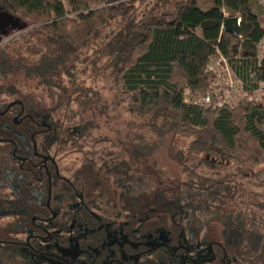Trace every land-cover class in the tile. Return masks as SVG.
Returning a JSON list of instances; mask_svg holds the SVG:
<instances>
[{
	"label": "trees",
	"instance_id": "16d2710c",
	"mask_svg": "<svg viewBox=\"0 0 264 264\" xmlns=\"http://www.w3.org/2000/svg\"><path fill=\"white\" fill-rule=\"evenodd\" d=\"M142 1L0 0V11L28 20L34 29L27 34L44 36L48 45L47 53L29 65L9 58L5 50L9 45L4 44L0 48V84L10 76L23 75L51 92L61 89L63 78L75 81L76 64H82L81 58L90 52L95 39L119 21L101 48L95 47L91 64L98 69L104 61L98 70L105 71L113 82L121 102L127 104V112L148 119L151 128L161 134L172 131L192 138L187 154H183L186 164L205 163L200 157L206 156L216 166L220 161H232L252 169L262 167L255 178L264 187V99L242 102L234 110H207L185 101L187 89L193 94L209 90L216 77L208 67L219 54L228 58L231 69L249 92L264 83V56L261 61L257 57V47L264 41V25L253 12L252 0H209L206 4L211 9L206 12L200 9L198 0H179L172 9H164L168 0H158L144 15L137 7ZM226 13L241 16L239 36L224 31ZM9 89L16 96L20 94L14 87ZM92 95L98 98L94 91L84 90L76 102L86 105ZM34 110L55 123L61 137L67 138V130L64 132L53 118V110L48 114ZM91 148L63 156L64 162L73 164L65 163L62 169L68 182L61 197L72 208L77 206V218H67V222L73 223L82 248L100 256L98 264L108 263L110 231L117 239L112 254L124 250L130 263L169 231L174 232L176 245L191 243L186 236L190 226L180 197L167 201L160 194L148 200L144 192L133 196V173L145 180L143 147L135 145L125 154L124 143L97 138ZM126 156L132 164L123 158ZM111 193L118 198L113 200L108 196ZM213 198L216 200L217 195ZM151 222L153 226L148 225ZM223 225L230 236L240 232L244 240L238 249L231 242L221 241L227 253L226 264H240L238 255L251 263L264 264V213L230 216ZM214 249L218 255L215 264H222L224 251ZM153 254L163 256L156 258ZM180 254L184 253L172 259L158 249L144 260L148 264H183Z\"/></svg>",
	"mask_w": 264,
	"mask_h": 264
},
{
	"label": "rangeland",
	"instance_id": "374dc122",
	"mask_svg": "<svg viewBox=\"0 0 264 264\" xmlns=\"http://www.w3.org/2000/svg\"><path fill=\"white\" fill-rule=\"evenodd\" d=\"M178 1L168 0V5L164 9L174 8ZM157 2L158 0L138 2V12L142 15L148 13L156 6ZM198 2L200 9L204 12L211 9V6L206 4L209 0H198ZM252 7L261 25H264V0H252ZM226 17H238L241 20L240 15L226 13ZM118 22L111 23L112 25L92 43L90 52L88 51L81 58L82 64H76L77 72L73 84L65 77L60 81L61 89H57V91L55 89L52 93L40 85L39 81L28 80L25 76L19 75L1 80L3 82L0 84V89L3 94H9L11 93L9 88L14 87L20 92L17 98H24L25 103L45 114L53 110V113L51 112L53 118L61 123L64 132L67 130L65 133L67 138H63L64 141L68 140L67 143L58 144L60 147L64 144L61 156L83 147L84 150H90L92 143L97 138L124 143L125 154L129 149L131 151L135 145L143 147L144 156L141 159L142 168L145 169V180H141L138 174L133 173L135 178L133 196L144 192V196L148 197V200L160 194L167 201H173L180 197L187 213L185 219L198 225L200 228L198 235H201L202 239L207 242H231L238 249L237 245L244 244L241 233L237 232L236 236L232 237L229 231L224 230L223 224L230 216L235 218L239 214L263 215L264 208L261 205H264V187L259 186L255 178V173L262 167L252 169L232 161H220V164L216 166L206 156L200 157L201 160L206 161L205 163L191 165L187 162L186 164L183 154H187L193 141L192 138L172 131L161 134L151 128V122L148 119L138 118L127 112V104L121 102L113 82L106 77L105 71L98 70L104 66V61L98 64V69H95L91 64L95 58L94 49L101 48L105 42L104 38L117 28ZM33 29V25L28 20L4 10L0 11V48L9 45L5 48L9 58L29 65L36 64L40 56L47 53L48 45L44 36L27 34ZM197 33L200 35L201 30L198 29ZM21 35H25V37L23 38ZM263 55L264 41L257 47L258 59L261 60ZM221 57L227 61L230 67L228 58L221 54L212 60L217 62ZM83 70L84 72H82ZM216 71L226 77L223 63L216 67ZM232 72V77L240 81L233 70ZM89 89L94 91L98 98L92 95L90 97L92 99L87 101L86 105L76 102L79 95ZM70 100L72 103L66 111ZM129 157L123 158H127L126 160L132 164ZM66 164L73 163L67 162ZM213 194L217 195L216 200L213 198ZM221 195L222 197H220ZM108 196H111L113 200L118 198L114 193ZM148 225L153 226V222ZM261 229L264 230V226H261ZM186 236L187 238L194 236L193 231L187 233ZM5 249L7 248L0 246V252ZM234 252L238 255V251L234 250ZM238 256L240 264H256V262L247 261L243 256ZM36 258H38L37 262L33 264H58L56 261L43 257ZM0 264L31 263H29V259L25 261L21 258L15 259L1 254Z\"/></svg>",
	"mask_w": 264,
	"mask_h": 264
},
{
	"label": "flooded vegetation",
	"instance_id": "af4514ba",
	"mask_svg": "<svg viewBox=\"0 0 264 264\" xmlns=\"http://www.w3.org/2000/svg\"><path fill=\"white\" fill-rule=\"evenodd\" d=\"M34 109L24 98L0 90V246L7 248L0 255L29 259L31 264L37 262L36 257L58 264H98L100 256L82 248L73 223L67 222V218H77V206L72 208L61 197L64 183L68 182L62 173L65 162L61 152L68 140H63L54 128L55 123ZM61 142L64 144L60 147ZM189 226L188 233L194 234L187 238L191 243L176 245L174 232L169 231L152 242L147 252L139 253L132 263L124 250L119 255L112 254L117 239L110 231L111 254L105 264H148L145 256L158 249L166 251L172 259L183 252L179 255L183 264H215L218 255L214 247L224 251L223 244L207 242L198 235L197 224L189 222ZM226 257L224 251L222 264H226Z\"/></svg>",
	"mask_w": 264,
	"mask_h": 264
},
{
	"label": "built area",
	"instance_id": "2783aa9c",
	"mask_svg": "<svg viewBox=\"0 0 264 264\" xmlns=\"http://www.w3.org/2000/svg\"><path fill=\"white\" fill-rule=\"evenodd\" d=\"M223 63L225 66V76H221L216 71V67H219ZM208 71L213 73L216 80L212 83L209 90L202 94L197 95L186 90L185 101L189 105L199 106L204 109H217L228 108L234 110L242 101H256L260 102L264 99V83L258 84V89L249 92L244 88L243 82L232 77V70L229 67L227 61L221 57L217 62L211 61Z\"/></svg>",
	"mask_w": 264,
	"mask_h": 264
},
{
	"label": "water",
	"instance_id": "95a60500",
	"mask_svg": "<svg viewBox=\"0 0 264 264\" xmlns=\"http://www.w3.org/2000/svg\"><path fill=\"white\" fill-rule=\"evenodd\" d=\"M241 22L238 17L228 18L223 26L224 31L239 36L241 34Z\"/></svg>",
	"mask_w": 264,
	"mask_h": 264
},
{
	"label": "crops",
	"instance_id": "0c3cea01",
	"mask_svg": "<svg viewBox=\"0 0 264 264\" xmlns=\"http://www.w3.org/2000/svg\"><path fill=\"white\" fill-rule=\"evenodd\" d=\"M262 42H263V41H262ZM263 56H264V55H263ZM262 59H263V58H262ZM262 59H261V60H262ZM261 60L259 59V61H261Z\"/></svg>",
	"mask_w": 264,
	"mask_h": 264
}]
</instances>
